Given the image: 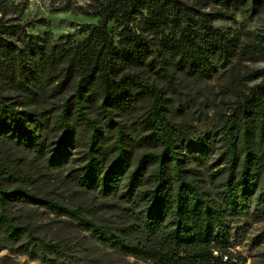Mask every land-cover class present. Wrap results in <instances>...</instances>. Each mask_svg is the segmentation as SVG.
Returning <instances> with one entry per match:
<instances>
[{"label": "trees", "instance_id": "16d2710c", "mask_svg": "<svg viewBox=\"0 0 264 264\" xmlns=\"http://www.w3.org/2000/svg\"><path fill=\"white\" fill-rule=\"evenodd\" d=\"M209 1L216 11L206 13L183 0L62 5L61 11L97 21L81 25L80 40L71 34L53 40L25 33L28 22H19L24 5L0 0V76L11 85L6 95L0 93V140L43 156L53 169L69 162V148L82 145V163L68 174L72 183L103 198L119 194L135 208L130 211L132 227L97 223L79 207L21 186L8 189L3 181L9 172L0 167V238L9 243V252L41 264H114L113 256L146 264H237L230 252V221L264 201V70L255 72L261 80L230 107L221 138L228 172L212 189L200 184L198 169L192 167L203 163L199 155L205 156L209 145L199 138L192 141L198 163L178 150L176 137L182 131L168 118L165 90L177 91L172 71L204 78L218 60L257 52L259 44L239 48L212 21L237 12L250 20L264 11V0ZM110 22L118 30L114 35ZM143 69L164 79L166 88L146 79ZM61 88L73 92L52 116L42 111L35 117L27 101L14 99L35 101L43 92L55 94ZM113 112L133 119L132 127L115 123ZM99 116L105 118V131L98 126ZM49 124L58 131L51 148L40 135ZM135 144L151 150L134 154ZM18 203L72 218L95 242L61 243L35 234L30 225L7 216L9 206ZM135 232L141 237L135 239Z\"/></svg>", "mask_w": 264, "mask_h": 264}, {"label": "rangeland", "instance_id": "374dc122", "mask_svg": "<svg viewBox=\"0 0 264 264\" xmlns=\"http://www.w3.org/2000/svg\"><path fill=\"white\" fill-rule=\"evenodd\" d=\"M89 1L10 0L13 4L24 5L19 22H28L24 28L25 33L45 35L53 40L65 34H71L72 40L83 38L81 25L96 23L97 18L71 14L59 8L68 4L86 6ZM183 1L206 13L216 11V6L209 0ZM229 15L231 18L214 20L212 25L218 27L227 39H236L239 48L248 43L259 44L261 47H258L257 52L237 54L225 63L218 60L208 77L204 78H190L180 71H172L177 91L173 93L165 90V96L168 99V118L182 131L176 137L178 150L182 154L190 155L192 163H198L194 159L197 152L193 151L192 141L199 138L204 144L209 145V152L205 156L199 155L203 163L192 164V167L198 169L196 176L202 179L200 184L208 189L216 188L215 184H220L228 172L229 161L227 156H222L225 147L221 138L222 126L227 115L231 113L230 107L249 86L261 80L262 77L258 79L255 72L264 70V11L250 20L244 13L237 12ZM115 25V23H109V29L113 35L118 31ZM10 39L14 41L15 46H20L19 38L13 36ZM142 75L149 81L166 88L164 79L147 69L142 70ZM9 83L6 76H0L2 95L9 92L11 87ZM61 89L55 94L50 90L43 92L35 101L21 96L14 99L27 101L29 111L34 112L35 117L40 118L39 113L42 111L52 116L58 114L66 98L73 92L70 88ZM141 108L138 107V111ZM85 111L89 112V115L92 114V111L88 109ZM112 114L115 123H120L125 128L132 127L133 119L126 116L124 118L119 113ZM104 120L105 118L101 117L98 123L103 131L106 128ZM50 126L51 124L40 129L41 139L47 148L54 147L58 139V133H56L58 131L51 129ZM133 147L134 154L150 149L137 144ZM69 149V162L60 169H53L48 166L43 156L22 149L8 139L0 140V167L10 175V178L3 181L4 185L8 189L21 186L34 191L40 197H49L71 208L79 207L85 215L97 223L108 224L115 228L132 227L134 218L130 211L135 208L120 198L119 194L111 198H103L96 192H84L72 183L68 174L71 169H75L82 163L85 149L80 144ZM7 216L17 224L30 225L32 232L50 241L73 244L95 242L91 233L83 230L72 218L58 216L45 207L28 203L12 204L8 208ZM230 228L232 261L237 264H264V201L259 205L251 206L246 216L232 219ZM140 237L139 232L134 233L135 239ZM9 247V243L0 238V264H41L37 260H30L25 256L9 252ZM113 261L114 264H146L132 257L113 256Z\"/></svg>", "mask_w": 264, "mask_h": 264}]
</instances>
